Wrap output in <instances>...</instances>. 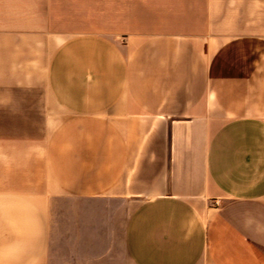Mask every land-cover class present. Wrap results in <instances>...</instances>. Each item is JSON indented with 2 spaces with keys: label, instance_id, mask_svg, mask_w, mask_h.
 I'll list each match as a JSON object with an SVG mask.
<instances>
[{
  "label": "crops",
  "instance_id": "crops-1",
  "mask_svg": "<svg viewBox=\"0 0 264 264\" xmlns=\"http://www.w3.org/2000/svg\"><path fill=\"white\" fill-rule=\"evenodd\" d=\"M0 264H264V0H0Z\"/></svg>",
  "mask_w": 264,
  "mask_h": 264
}]
</instances>
